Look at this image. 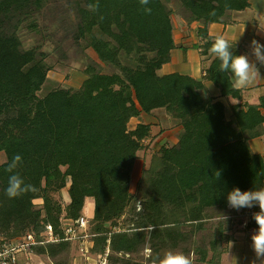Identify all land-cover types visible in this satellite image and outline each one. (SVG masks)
Here are the masks:
<instances>
[{"label":"trees","instance_id":"1","mask_svg":"<svg viewBox=\"0 0 264 264\" xmlns=\"http://www.w3.org/2000/svg\"><path fill=\"white\" fill-rule=\"evenodd\" d=\"M171 1L142 5L140 0H77L75 38L109 71L89 63L78 88L57 86L39 94L50 68L45 53L39 47L22 49L14 30L43 0H0V151L5 155L0 163V238L33 232L42 241L50 225L61 240L30 246L32 253L45 255L53 264H68L73 242L62 239L63 221L77 219L89 198V252L105 255L107 264H145L133 258L145 248L149 263L178 248L196 251L199 261L210 249L219 260L228 193L233 188H264V154L253 153L248 143L262 134L264 97L246 110L234 106L226 120L222 104L212 102L201 80L157 73L174 48ZM177 1L187 24L202 25L197 30L202 55L211 53L214 39L207 26L249 5V0ZM232 51L240 55L236 46ZM219 66L214 57L204 78L222 95L236 93L231 73ZM157 108L178 119L182 130L177 143L162 146L141 171L136 196L142 212L134 214L131 173L150 127L137 123L130 129L128 122ZM16 155L21 162L8 171ZM14 174L30 188L9 198L6 189ZM67 182L69 201L62 206L52 194ZM121 218L131 226L114 228ZM215 219L217 236L208 248L195 246L196 232Z\"/></svg>","mask_w":264,"mask_h":264},{"label":"crops","instance_id":"2","mask_svg":"<svg viewBox=\"0 0 264 264\" xmlns=\"http://www.w3.org/2000/svg\"><path fill=\"white\" fill-rule=\"evenodd\" d=\"M171 22L174 48L170 51V60L158 69L159 75L175 72L201 80L204 91L212 99V102L222 104L226 120L232 115L234 106L246 110L247 105L259 103L260 99L264 97V65L256 61L252 55V41L255 40L264 45V0H249L248 7L230 11L222 22H213L207 26L208 35L212 37L217 34L223 35L229 39L230 43L233 42L234 38H237L234 46L238 48L239 54L247 55L256 64L261 74V77L253 85L240 90L234 88L237 92L233 94H220L214 83L204 78L205 71L214 56L212 53L201 54L202 40L197 34V30L202 27L201 23L194 21L187 24L181 17L176 21L171 18ZM229 76L232 83V76ZM260 111L262 112L261 108ZM129 122H133L132 126L129 127L130 129H133L137 123L149 125V135L141 141V150L152 154L157 153L162 146L170 147L176 144L182 130L179 120L172 118L164 108L153 109L149 113L140 112L138 116L131 117ZM261 128L262 134L250 138L248 143L253 153L262 155L264 154V122ZM83 210L87 216L92 213L93 202L91 199L85 198ZM257 227L253 218L244 219L242 225L234 231L225 243L224 251L221 253L217 264H264V258L257 257L252 248L251 236ZM86 243L91 246V241ZM86 255L88 254L70 256L68 264L90 262L91 257L86 259ZM19 260L20 264L52 263L45 255L33 253L29 255L20 254Z\"/></svg>","mask_w":264,"mask_h":264},{"label":"rangeland","instance_id":"3","mask_svg":"<svg viewBox=\"0 0 264 264\" xmlns=\"http://www.w3.org/2000/svg\"><path fill=\"white\" fill-rule=\"evenodd\" d=\"M77 0H43L41 8L28 10L30 15L25 20H21L15 27V34L20 40V47L22 49H29L39 47L45 53V62L50 67L47 71V79L42 85L39 94H44L49 89L54 87H72L78 88L84 78L83 70L89 63H95L102 71H109L108 68H103V65L98 61L95 52L85 46L82 39L75 38L77 12ZM168 7L172 10L171 18L177 20L179 17V2L173 0L169 2ZM17 18L19 16H16ZM16 19V18H15ZM13 17V21L15 20ZM19 19H24V15L20 14ZM184 21V20H183ZM32 23L34 25H30ZM133 122H128V127L132 126ZM151 152L140 150L135 161V167L131 173V181L129 185L130 193L133 196V203L135 208L134 214H141V200L136 196L137 186L141 171L150 163ZM5 160V155L0 151V163ZM67 185L59 192L53 193L52 196L57 198L62 206L68 200ZM40 200H35V205H40ZM83 212H85L83 210ZM228 212V213H227ZM259 212L258 205L251 208H241L239 211L230 208L228 205L226 213L228 214V223L221 225L223 236L219 239V246L224 248L225 243L230 239L235 230L242 225L244 219L253 218L254 213ZM135 216L127 214L126 217ZM254 220V219H253ZM212 222V223H211ZM217 220H211L206 225L205 229L196 232L195 246L202 243L208 248V244L213 237L217 236ZM131 223L127 221L125 224L121 219L117 220L114 228H128ZM87 244V243H86ZM174 251H180L187 254H192L194 257V264H217L216 254L208 249L207 257L204 261H199L198 253L196 251L184 252L181 248ZM68 258L70 256H81L84 253L80 246L74 241L67 251ZM149 254V249L145 248L138 255H133V258L142 260L145 264H154L147 262L146 258ZM91 257V264H99L103 260L106 263L104 255H97L89 252ZM87 264V263H86Z\"/></svg>","mask_w":264,"mask_h":264},{"label":"clouds","instance_id":"4","mask_svg":"<svg viewBox=\"0 0 264 264\" xmlns=\"http://www.w3.org/2000/svg\"><path fill=\"white\" fill-rule=\"evenodd\" d=\"M142 5H147L149 0H140ZM89 7H92L91 5ZM145 12L150 13V8H145ZM237 38L230 43L229 39L223 35H215L210 47V52L220 61L219 69L222 72H230L232 76L233 88L240 90L253 85L261 74L256 64L245 54L235 55L232 51ZM252 55L255 60L264 65V45L257 41H252ZM21 162V157L16 155L12 162L8 165V171H12L17 167V163ZM219 173H217V176ZM30 188L24 185L19 175L14 174L9 177L6 194L9 198H16L25 193ZM227 201L230 208L239 211L241 208H251L258 205L259 212L254 213L253 219L257 224V230L252 234V248L257 257L264 258V188L258 190L241 191L239 188H233L227 195ZM221 219L224 224L227 220L225 215ZM231 243V242H230ZM154 264H194L192 254H185L180 251L168 250L163 255L155 257Z\"/></svg>","mask_w":264,"mask_h":264},{"label":"built area","instance_id":"5","mask_svg":"<svg viewBox=\"0 0 264 264\" xmlns=\"http://www.w3.org/2000/svg\"><path fill=\"white\" fill-rule=\"evenodd\" d=\"M88 216L86 212L75 219L74 221H63L64 237L63 240H70L72 242H77L80 249L84 253H89V248L86 242L90 241L89 237L91 234L87 231ZM44 240L38 241L34 238L33 232H27L21 237H15L10 240L0 238V264H20L19 255L22 254H32L30 246L48 242V241H58L61 240L57 238L51 229L50 225H46L44 232L42 233ZM88 256V257H87ZM105 256V255H104ZM89 255H86V259ZM43 264H52L50 262ZM87 264H90L88 262ZM99 264H103V260Z\"/></svg>","mask_w":264,"mask_h":264}]
</instances>
